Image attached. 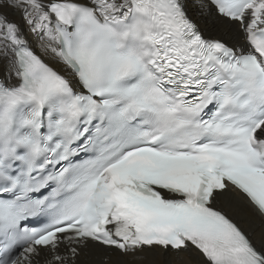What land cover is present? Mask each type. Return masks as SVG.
I'll return each instance as SVG.
<instances>
[{"label":"snow or ice","instance_id":"snow-or-ice-1","mask_svg":"<svg viewBox=\"0 0 264 264\" xmlns=\"http://www.w3.org/2000/svg\"><path fill=\"white\" fill-rule=\"evenodd\" d=\"M0 264H264V0H0Z\"/></svg>","mask_w":264,"mask_h":264}]
</instances>
